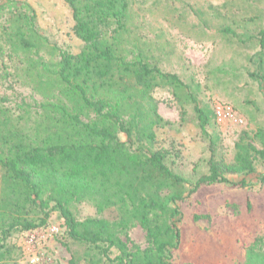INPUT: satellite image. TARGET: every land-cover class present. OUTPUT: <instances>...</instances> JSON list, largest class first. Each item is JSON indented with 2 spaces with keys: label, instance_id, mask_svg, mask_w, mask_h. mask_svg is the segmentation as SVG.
<instances>
[{
  "label": "trees",
  "instance_id": "1",
  "mask_svg": "<svg viewBox=\"0 0 264 264\" xmlns=\"http://www.w3.org/2000/svg\"><path fill=\"white\" fill-rule=\"evenodd\" d=\"M62 1L72 15V33L83 44L78 54L59 50L39 34L29 4L5 0L0 5L5 17L0 32L10 48L30 56V78L40 97L23 99L14 107L21 110L23 125L31 124L27 131L13 124L9 133H0V213L10 210L7 216L0 214V264H17L6 245L11 233L42 227L52 213L63 220V237L96 250L104 264H173L180 241L179 211L173 206L201 186L227 183V175L255 174L251 154L256 150L238 144L233 164L214 159L212 151L207 173L187 190V180L172 171L165 151H152L144 143H154L153 128L160 119L152 91L171 86L188 93L189 88L176 74L148 64L123 37L129 0ZM257 42L264 52V29ZM188 97L206 136L208 119L195 98ZM6 101L0 96V116ZM255 136L264 144V128ZM254 153L264 161V150ZM258 180L264 184V175ZM238 185L245 186V181ZM85 201L98 213L115 208L120 220H77L70 206ZM127 219L145 232L148 246L143 250H129L128 239L117 234ZM258 240L245 248L242 264H264ZM62 245L69 251L67 243ZM112 249L117 252L114 258Z\"/></svg>",
  "mask_w": 264,
  "mask_h": 264
},
{
  "label": "rangeland",
  "instance_id": "2",
  "mask_svg": "<svg viewBox=\"0 0 264 264\" xmlns=\"http://www.w3.org/2000/svg\"><path fill=\"white\" fill-rule=\"evenodd\" d=\"M16 1L33 8L39 34L52 45L71 54L81 51L83 44L72 33V15L62 0ZM4 2L0 0V5ZM129 4L130 20L123 37L143 53L148 64L176 74L208 119L203 136L187 90L155 88L151 96L160 119L153 128L154 143L144 147L165 151L172 171L187 180V190L207 173L212 151L214 159L233 164L238 144L264 150L255 136L264 128V52L257 42L264 29V0H129ZM4 21L0 12V24ZM29 59L28 54L10 48L0 32V96L7 98L5 114L0 116V124L6 122L0 126L1 134L9 133L13 124L25 131L31 125L24 126L18 115L21 110L14 108L23 99L40 100L30 78ZM217 105L230 107L243 123H218ZM256 151L251 154L255 174L227 175V183L201 186L173 206L179 211L180 232L173 264H242L245 248L255 237L264 253V184L258 180L264 175V161ZM241 181L245 186L238 185ZM70 208L77 220L94 217L118 222L121 218L115 208L98 213L87 201L72 203ZM62 224L52 213L42 227L15 230L6 238L11 260L17 264H69L71 258L74 264L106 262L96 250L63 237ZM120 226L117 234L123 241L128 239L129 250L148 246L145 232L135 222L127 219ZM116 255L112 249L110 258Z\"/></svg>",
  "mask_w": 264,
  "mask_h": 264
},
{
  "label": "built area",
  "instance_id": "3",
  "mask_svg": "<svg viewBox=\"0 0 264 264\" xmlns=\"http://www.w3.org/2000/svg\"><path fill=\"white\" fill-rule=\"evenodd\" d=\"M214 115L218 123L228 122L234 125H241L243 123L242 119L228 106H215Z\"/></svg>",
  "mask_w": 264,
  "mask_h": 264
}]
</instances>
